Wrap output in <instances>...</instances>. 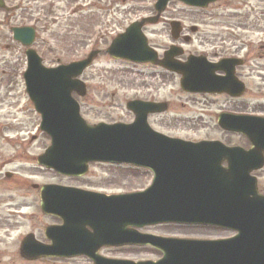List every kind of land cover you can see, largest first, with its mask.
I'll list each match as a JSON object with an SVG mask.
<instances>
[{"label":"water","instance_id":"1","mask_svg":"<svg viewBox=\"0 0 264 264\" xmlns=\"http://www.w3.org/2000/svg\"><path fill=\"white\" fill-rule=\"evenodd\" d=\"M172 1L204 9L217 0H157L156 16L130 25L112 41L108 55L178 74L180 87L187 93L242 96L244 84L235 77L240 61L210 64L204 56H190L182 62L176 58L184 51L177 46H171L159 59L150 47L143 29L158 24ZM0 8H5L3 0ZM171 29L173 39L178 40L181 23L172 22ZM12 32L22 46L33 45V28H14ZM97 55L93 52L81 62L47 68L35 50H26V92L41 115V131L52 142L38 164L67 177L86 175L90 163L129 164L152 170L154 182L145 192L113 196L69 187H43L42 212L60 218L62 224L45 230L50 245L28 235L21 244V256L28 261L87 256L94 264H264V196L258 193L257 180L250 175L264 167V119L227 113L219 116L222 129L250 140L249 151L217 141L191 143L154 131L148 117L165 113L166 103L131 101L127 109L135 115L133 123L91 126L80 115L72 94L86 95L80 77ZM217 71L226 75L218 76ZM226 160L228 168H223ZM192 223L216 225L238 234L223 241H194L137 230L158 224ZM128 245L152 247L162 253V258L133 262L110 260L99 254L104 247Z\"/></svg>","mask_w":264,"mask_h":264},{"label":"rangeland","instance_id":"2","mask_svg":"<svg viewBox=\"0 0 264 264\" xmlns=\"http://www.w3.org/2000/svg\"><path fill=\"white\" fill-rule=\"evenodd\" d=\"M4 1L9 9L0 10V136L4 138L0 137V161L6 160L10 164L0 168V179L6 172H11L18 178L16 184L19 187L27 182L52 183L105 194H124L147 187L152 177L150 173L132 167L90 164L86 176L68 178L39 166L37 157L50 145V138L40 130L41 117L25 92L22 73L26 70V48L13 42L11 27H35L37 36L32 48L47 67L85 59L93 50L98 51L93 64L81 78L87 86V95L79 98L74 94L81 106L82 117L89 124H128L134 120V115L126 108L128 102H165L169 106L166 113L149 117V124L155 131L187 141L220 140L246 148L249 142L245 137L220 128L218 115L224 111L264 116V59L250 60L239 70L238 75L247 83L248 90L242 99L234 100L222 95L188 94L180 87V76L152 65L114 60L107 54L113 39L132 23L156 15L154 6L157 0H127L125 4L116 0L117 8L109 13L91 9L96 0H84L85 10L76 13L72 12V6L78 0H60L56 5L58 8L50 9L48 13L46 0ZM230 1H235L236 5L243 0ZM262 9L263 4L260 11ZM220 15L214 14L213 20H206L205 10L189 8L174 1L169 4L159 24L147 26L144 32L150 44L162 55L174 41L170 22H181L185 28L183 35L190 36L193 41L176 43L184 48L185 59L190 54L209 51L206 22L224 21V18L218 19ZM193 26L198 27L195 34L190 31ZM213 31L222 32L215 28ZM213 36V41H220L219 35L213 33ZM244 42L248 45L251 41ZM246 51L248 53L247 46L239 55L245 56ZM260 178L264 191V171ZM4 186L13 192L4 191L0 180V199L6 201L0 203V264H92L87 258L25 261L19 253L22 239L33 233L37 239L45 240L44 229L60 221L42 214L39 191L28 190L25 198L15 199V195L10 196L15 193V187L12 184ZM20 203L25 207L22 208ZM142 231L165 237L192 238L193 234L192 227L171 225ZM101 254L107 258L135 262L157 260L162 256L155 250L136 248L111 249Z\"/></svg>","mask_w":264,"mask_h":264},{"label":"flooded vegetation","instance_id":"3","mask_svg":"<svg viewBox=\"0 0 264 264\" xmlns=\"http://www.w3.org/2000/svg\"><path fill=\"white\" fill-rule=\"evenodd\" d=\"M48 9L47 13L51 10H55L58 7L56 5L60 2V0H46ZM121 1V0H118ZM127 0H122L121 4H125ZM235 2V1H234ZM234 2H231L230 0H217L216 2L210 4L206 9L207 18L206 20H213V15H220V18L224 21L222 22H206L208 30V40L206 41L207 45V53L205 54L207 57V60L210 63H217L221 60L227 59V58H237V57H243V65L238 66L235 69V75L238 79L242 80L239 77V70L243 67H246L247 64L250 62V60H263L264 59V0H243L239 1L236 5ZM110 4L109 6H107ZM263 4V9L260 11V5ZM93 8H95L98 11L109 13L113 11L115 8H117L116 0H96L92 4ZM107 6V7H106ZM86 5L84 4V0H78L72 8H75V11L73 13L84 11ZM83 13V12H82ZM4 22V21H2ZM215 23V24H214ZM219 29L222 30L221 33L214 32L213 29ZM244 34L242 35V33ZM213 33H216L219 35L220 41H213L214 36ZM249 35H253L252 38L249 37ZM229 36V37H228ZM234 37V38H233ZM235 41H232L234 40ZM244 41H251L248 45ZM193 42V41H192ZM255 44H257V47H255ZM245 46L248 47V53L246 51V55L243 56L239 55V53H242L244 51ZM223 53H226L225 55ZM217 75L223 76L225 75L222 72L216 73ZM243 81V80H242ZM246 84L247 83L243 81ZM248 88L246 89L247 92ZM245 92V95H246ZM1 94V91H0ZM244 95V96H245ZM227 96L230 99H242L241 98H234L230 97L228 95H222ZM1 100V99H0ZM2 103V102H1ZM0 103V104H1ZM224 112V111H223ZM244 114V113H242ZM250 115V114H248ZM258 116H263L258 114ZM1 139H4L2 136H0ZM204 140H211V139H203L199 141ZM198 142V141H196ZM249 142V141H248ZM224 143V142H223ZM226 146H233L227 143H224ZM239 146V145H235ZM242 147V146H240ZM244 150H250L251 144L249 142V145L245 148L242 147ZM10 164V162H6V160L0 161V168L4 169L5 166ZM228 161H224L222 163V166L227 168L228 167ZM139 170V169H138ZM140 171H143L144 173H150L152 175L151 181L153 180V173H151L147 169H141ZM264 171V167L261 170H256L251 173L252 176L256 177L257 179V187L259 194L264 196V191L261 188L260 182V173ZM18 178L14 176L11 172H6L4 176H1L2 185L4 187V191L6 192H13L11 188L5 189V185H10L15 187L14 194L10 195L13 197L15 195V199H20L21 197L25 198L26 194L25 191H34L38 192L40 195V188H42L45 185H53L52 183L49 184H37V183H31L27 182L25 186L19 187L16 184V180ZM15 181V182H13ZM40 187H38V186ZM144 190V189H143ZM6 201L4 199H0V203L4 204ZM9 202H12L9 200ZM21 207H25L24 203H20ZM60 222L53 223L51 225H58ZM158 227V226H156ZM152 228V227H150ZM148 229V228H145ZM192 239L193 240H224L232 238L236 232L219 227V226H212V225H206V224H192ZM42 243H48L46 240H40ZM22 242V241H21ZM121 249H127V247L121 248ZM111 249H103L102 252L108 251ZM42 260H48V259H42ZM52 260H61V259H52ZM28 262V261H27Z\"/></svg>","mask_w":264,"mask_h":264}]
</instances>
